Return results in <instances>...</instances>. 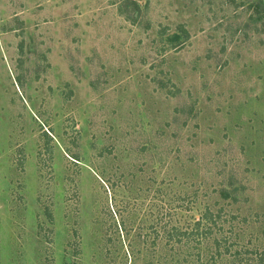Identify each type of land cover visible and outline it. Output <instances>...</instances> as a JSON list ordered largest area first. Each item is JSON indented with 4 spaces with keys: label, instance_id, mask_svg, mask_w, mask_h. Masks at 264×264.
I'll return each instance as SVG.
<instances>
[{
    "label": "rangeland",
    "instance_id": "374dc122",
    "mask_svg": "<svg viewBox=\"0 0 264 264\" xmlns=\"http://www.w3.org/2000/svg\"><path fill=\"white\" fill-rule=\"evenodd\" d=\"M0 264H264V0H0Z\"/></svg>",
    "mask_w": 264,
    "mask_h": 264
},
{
    "label": "trees",
    "instance_id": "16d2710c",
    "mask_svg": "<svg viewBox=\"0 0 264 264\" xmlns=\"http://www.w3.org/2000/svg\"><path fill=\"white\" fill-rule=\"evenodd\" d=\"M225 191V190H224ZM229 191H226L224 193L225 197H229ZM161 214L162 219H159L160 222V228H157V239L163 238L167 239L169 241L171 238H178L179 240L189 241L192 240L195 237H198L197 240L199 241V244L206 241V239L212 235L213 233V226L218 223V221L222 220V215L220 213H213L211 210L205 211L201 217L199 218L198 222L195 224V226H189L187 225H176L174 224L173 227H170V224H167L168 221H165L168 217L172 216V211H174V214H177L176 208L174 209L173 206L166 207L161 206ZM202 222L204 223V228L200 227L202 225ZM212 222V224H211ZM122 226H124L128 236L131 234L132 231L128 230L125 226V220L122 219ZM144 242H148V236L149 232L147 230L144 231ZM138 234V232H137ZM142 235V232L140 233ZM207 242V241H206ZM154 244V242H153ZM131 246V245H130ZM220 251L217 253L219 254ZM216 257V256H215ZM216 258L212 259V263L215 261ZM211 260V259H210Z\"/></svg>",
    "mask_w": 264,
    "mask_h": 264
}]
</instances>
